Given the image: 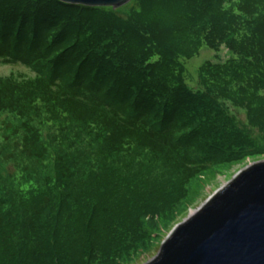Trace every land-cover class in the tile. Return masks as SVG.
<instances>
[{
	"label": "trees",
	"instance_id": "obj_1",
	"mask_svg": "<svg viewBox=\"0 0 264 264\" xmlns=\"http://www.w3.org/2000/svg\"><path fill=\"white\" fill-rule=\"evenodd\" d=\"M125 9L0 0V61L36 74L0 79V264H126L152 238L129 249L110 235L120 211L142 198L169 208L156 214L164 223L206 170L261 155L227 103L264 112V0H133ZM203 47L232 58L204 63L195 90L184 61ZM113 171L129 189L136 181L137 195L102 196L101 177ZM154 218L141 220L146 235Z\"/></svg>",
	"mask_w": 264,
	"mask_h": 264
},
{
	"label": "rangeland",
	"instance_id": "obj_2",
	"mask_svg": "<svg viewBox=\"0 0 264 264\" xmlns=\"http://www.w3.org/2000/svg\"><path fill=\"white\" fill-rule=\"evenodd\" d=\"M125 8L121 9V12H123V14L128 13V10H126ZM231 56L232 53L227 51L225 48H223L219 53H215L208 48L203 47L198 57L190 61H184L186 66L187 83L190 87L197 90L199 68L207 61H211L212 63L216 64H224ZM10 77L17 80H29L35 79L36 74L33 69L24 65L23 63L16 62L5 64L0 61V79H6ZM120 99L123 98L119 96H113L112 98V100L116 101ZM108 100H110L111 102L110 98ZM236 101L238 102V100ZM227 107L232 120L235 122V126L238 128L237 131H242L240 129L244 128V130H246L247 133L251 135V138L257 140V144L262 147V151L260 152L261 155L259 157H250L248 159L244 158V160H242L241 162L229 166L228 168H224L220 171L218 169L206 170L205 173H203L196 180V182H192L191 186H189V199L184 204L185 206L183 208L181 207L179 211H174L175 213L171 218H168L166 216L165 218L167 221H165L164 223H160V220L158 219V216L156 214L158 212L163 213L169 208H164V206L161 205L140 203L139 201L142 200V198L134 200L129 206L130 209H128V211L122 210L123 212L120 211L118 213L119 215L116 214L118 216L114 218L115 220L112 227L110 228V235H113L115 237L122 236L126 240L125 246L127 248H133L135 242L138 240H142L143 238H147L149 240L150 237L152 238L147 251L145 253L138 254L136 258L133 259V261H129L126 264H151L152 262L157 260L170 237L182 225L190 221L199 212H201L221 191H223L242 173L250 169L255 164L264 163V121L257 123L256 125H258L259 127H257L254 131H252L251 127H249L252 120L255 119V114H259L261 112L258 110H249V114L251 116L250 117L246 114L247 112L244 108H238L231 102L227 103ZM261 114L264 116V112ZM245 128H248V130ZM234 135L237 138H241V135L236 131ZM250 143L251 141H249V145ZM234 159L237 160V158H233V160ZM145 173H149L148 168L145 169ZM120 174V172L113 171L111 175H107L106 172V174L101 177V180L104 181L103 188H110V190H108L107 193H103L102 196L118 198L126 192V195H137L133 194L135 192L134 190L136 189L137 182H129V184H132V188L129 189L124 181L115 179V177ZM143 174L144 172L137 175V177H140ZM177 180L179 181V179ZM116 186L120 187L123 192H119ZM178 187L176 186V188H174L172 199H175L178 195L179 196L177 198L181 197L182 193L179 192V190L177 189ZM169 203H171V200H163L164 205H167ZM112 207L113 206H111L109 209H99V214H107L108 212L112 213ZM154 216V220L158 222L154 221L151 223L153 228L149 227V235H146V232L143 231V223H141V220L144 223L151 222ZM87 245L88 244H85L83 246L85 250L87 249ZM100 247L101 243L97 246V248ZM81 255L83 256L84 253H81Z\"/></svg>",
	"mask_w": 264,
	"mask_h": 264
},
{
	"label": "water",
	"instance_id": "obj_3",
	"mask_svg": "<svg viewBox=\"0 0 264 264\" xmlns=\"http://www.w3.org/2000/svg\"><path fill=\"white\" fill-rule=\"evenodd\" d=\"M122 9L132 0H59ZM151 264H264V163L255 164L182 225Z\"/></svg>",
	"mask_w": 264,
	"mask_h": 264
}]
</instances>
